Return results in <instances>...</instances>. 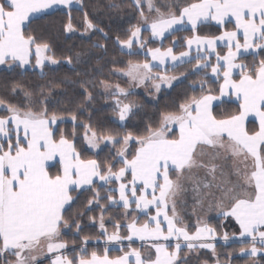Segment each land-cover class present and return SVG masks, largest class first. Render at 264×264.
Wrapping results in <instances>:
<instances>
[{"label":"snow or ice","instance_id":"6c2138e0","mask_svg":"<svg viewBox=\"0 0 264 264\" xmlns=\"http://www.w3.org/2000/svg\"><path fill=\"white\" fill-rule=\"evenodd\" d=\"M103 7L0 0V264H264V0Z\"/></svg>","mask_w":264,"mask_h":264},{"label":"trees","instance_id":"16d2710c","mask_svg":"<svg viewBox=\"0 0 264 264\" xmlns=\"http://www.w3.org/2000/svg\"><path fill=\"white\" fill-rule=\"evenodd\" d=\"M108 2V0H84L85 6L88 8L89 12H93L96 11L98 13V17L97 20L98 22H100L101 27H105V30H108V21H109V15L107 14V9H105L103 6ZM116 2H119V0H116ZM115 15H119L122 17H128L131 15V12L129 9L125 8L124 10H122L121 12H119L118 14H114ZM61 22H62V17L57 15V16H50L48 17L46 20L44 21H39L38 23H40L41 25H43L47 32L49 34L54 35V37L56 38V53L57 56H62V55H67L68 53L65 51L66 48L68 47H73L74 50L79 51L84 47H87L88 44V40L86 38H81L78 34L76 35H68V36H64L63 34L60 33V27H61ZM129 23H136L135 19H125L123 21H114L112 24V28L113 31L110 33V35H115L116 34V30L120 29L123 30L125 28H127L129 26ZM231 27V26H229ZM205 34H218V30L215 26L213 25H209V26H205L203 29ZM188 33L184 32V33H177L178 36L180 35H187ZM148 33H145V36H147ZM92 40H102V38L99 36V34H93L91 37ZM110 45V55L111 56H116L117 59H121V57H119L118 55V50L113 51L111 49V41L108 42ZM171 43V38L166 39L163 42V47H168ZM150 47H159L161 46L159 41L152 43L149 45ZM183 47H180L177 49V52L179 51H183ZM144 57L141 55L139 57H133V59H143ZM123 59H127V57H124ZM248 60L251 59V57L249 56L247 58ZM72 75V72L69 70L68 66H63L58 75L63 76V75ZM7 74L4 73H0V83L3 82L4 77ZM10 78V77H9ZM29 78L33 79L36 77H33L32 74H29ZM135 99L143 102L145 100V97L142 94H136L134 96ZM62 127H64V125H62ZM95 213H90V215H94ZM231 230V228L229 229ZM85 232L87 234L93 235L95 236L97 234V230L95 228H87L85 229ZM90 250L93 247H96L95 244H90ZM102 247V245H101ZM118 252H113L112 255H118ZM236 264H243V261H237Z\"/></svg>","mask_w":264,"mask_h":264},{"label":"rangeland","instance_id":"374dc122","mask_svg":"<svg viewBox=\"0 0 264 264\" xmlns=\"http://www.w3.org/2000/svg\"><path fill=\"white\" fill-rule=\"evenodd\" d=\"M79 35V34H78ZM137 94H142L144 96V89L139 88L137 89ZM145 97V96H144ZM134 98V97H133ZM135 99V98H134Z\"/></svg>","mask_w":264,"mask_h":264},{"label":"crops","instance_id":"0c3cea01","mask_svg":"<svg viewBox=\"0 0 264 264\" xmlns=\"http://www.w3.org/2000/svg\"><path fill=\"white\" fill-rule=\"evenodd\" d=\"M0 67H2V66H0Z\"/></svg>","mask_w":264,"mask_h":264}]
</instances>
